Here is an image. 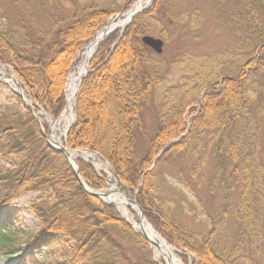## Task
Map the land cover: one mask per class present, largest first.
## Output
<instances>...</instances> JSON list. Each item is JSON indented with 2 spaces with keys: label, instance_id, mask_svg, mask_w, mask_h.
I'll return each instance as SVG.
<instances>
[{
  "label": "trees",
  "instance_id": "trees-1",
  "mask_svg": "<svg viewBox=\"0 0 264 264\" xmlns=\"http://www.w3.org/2000/svg\"><path fill=\"white\" fill-rule=\"evenodd\" d=\"M134 1L124 0L122 10ZM166 3L154 0L121 35L116 31L98 46L90 72L79 86L76 121L65 146L95 152L108 163L126 190L136 194L146 220L169 244L192 254V264H239L241 246H256L264 262V0H245L243 5L234 0H211L218 24L231 28L235 50L189 66L188 70L197 72H187V82L192 85L181 90L166 110L148 140L144 157L136 160L135 144L144 130L143 112L152 104L163 79L162 64L139 38L164 35L166 19L172 13ZM12 6L25 38L0 29V63L12 70L30 100L57 118L64 105L66 77L77 55L117 11L90 7L70 25L47 32L29 23L35 20L34 11L43 6L40 0H12ZM208 63L218 66L212 76H206ZM231 130L223 160L231 170L230 182L224 184L233 206H227L230 213L225 211L222 216L232 215L240 235H233V245L227 248L230 238L214 228L199 236L171 221L156 207L152 189L155 168L177 156L190 155L192 145L200 143L205 133L222 136ZM0 161L9 164L0 166V252L11 249L16 241L11 228L21 223L12 201L26 193H39L43 196L29 204V213L40 226L33 238L34 252L44 250L66 264H156L145 240L133 233L113 206L80 187L63 156L49 147L30 112L18 105L0 108ZM78 172L90 188H105L104 177H97L87 164L78 162ZM116 235L145 257L134 261ZM181 259L188 264L187 258Z\"/></svg>",
  "mask_w": 264,
  "mask_h": 264
},
{
  "label": "rangeland",
  "instance_id": "rangeland-1",
  "mask_svg": "<svg viewBox=\"0 0 264 264\" xmlns=\"http://www.w3.org/2000/svg\"><path fill=\"white\" fill-rule=\"evenodd\" d=\"M234 1L245 4V0ZM210 2L211 0H167L166 4L172 13L166 19L165 33L161 37L151 35L163 41L166 35L169 36L163 54L159 57L153 56L163 66V79L156 89L152 104L143 112L144 130L138 135L135 144L136 160L144 157L148 140L162 121L166 110L175 102L181 90L192 85L187 82L190 81L187 72L191 75H196L197 72L188 70L189 66L203 58L235 50L231 28L218 24ZM229 3L232 7L233 1ZM229 3L227 7H230ZM40 4L43 6L34 11L35 20H30L29 23L35 28L40 27L50 32L52 28L62 29L75 19L82 18L90 7L117 11L108 24L116 15L122 13L124 0H40ZM197 18L199 21H196ZM0 29L10 34L16 33L17 38L24 41L22 28L14 16L12 0H0ZM0 66L7 75H12L8 67L1 63ZM206 67V76H212L218 70L214 63H208ZM15 98L18 96L0 80V108L18 105L24 109ZM41 119L48 126L45 119ZM57 131L59 134L61 130ZM232 132L233 130L222 136H209L205 133L201 136L200 143L192 145L190 155L177 156L155 168L152 189L156 207L171 221L199 236H204L214 228L225 239L230 238L227 248L233 245V235H240L232 215L228 214L226 218L222 216L225 211L230 213L227 206H233V199L226 197L224 184L230 182L228 177L231 170H227L223 160V151ZM219 142L222 143V150L218 148ZM0 166L9 167L8 163L1 161ZM41 196L43 194H23L12 201V210L20 213L21 223L11 228L16 241L10 250L0 252V264H66L63 259L51 258L44 250L34 252L32 249L33 238L39 232L40 226L29 214V204ZM116 237L134 261L145 257L142 251L129 247L120 236ZM149 253L150 259L155 262L150 250ZM238 254L241 256L237 260L239 264H264L259 259L256 246H241ZM186 255L190 261L193 260L191 255Z\"/></svg>",
  "mask_w": 264,
  "mask_h": 264
},
{
  "label": "bare ground",
  "instance_id": "bare-ground-1",
  "mask_svg": "<svg viewBox=\"0 0 264 264\" xmlns=\"http://www.w3.org/2000/svg\"><path fill=\"white\" fill-rule=\"evenodd\" d=\"M150 2L151 0H136L126 12L120 14L115 19H112L100 32L97 33L96 37L85 46L84 50L78 56L73 70L70 71L67 76L64 91V103H66V106L62 116L57 122H53L51 117L44 111L40 110L38 112V117L44 118L48 124L49 141L52 146L57 148L62 146L64 133L73 119L72 109L79 82L86 73L88 64L94 56L99 43L110 31L116 29L123 30L132 18L148 6ZM0 80L3 84L10 87L14 94L20 95L21 97L24 96V92L19 89L16 80L13 76H8L2 66H0ZM57 129L61 130L59 134L57 133ZM65 154L72 165H74L77 160H81L89 164L96 173L106 174L107 189L98 193V195L101 198L106 195V197L102 198V200L107 203H112L117 208L121 216L131 224L133 230L142 234L147 239L156 260L162 259L163 264H182L180 259L176 256L178 250L168 245L145 219L139 218L137 208L134 205H131L125 195L121 193L118 182L110 172L107 164H105L96 154L88 151L67 150ZM128 208L137 214L138 220H136L134 216L129 213Z\"/></svg>",
  "mask_w": 264,
  "mask_h": 264
},
{
  "label": "water",
  "instance_id": "water-1",
  "mask_svg": "<svg viewBox=\"0 0 264 264\" xmlns=\"http://www.w3.org/2000/svg\"><path fill=\"white\" fill-rule=\"evenodd\" d=\"M118 16H119V15H118ZM113 31H114V30L110 31L107 35L111 34ZM107 35H106V36H107ZM139 42H140L143 46H145V47H147L148 49H150L155 55H158V56L162 55V53H163V47H164V42H163L161 39L154 38V37H152V36L146 35V36H142V37L139 39ZM18 87H19V86H18ZM25 107H26L29 111L33 112V108H32L30 105L25 104ZM34 116H35V114H34ZM74 117H75V115H74ZM35 118H36V117H35ZM74 123H75V122H74ZM74 123H73L72 125H74ZM45 138H46V140L49 142V140H48V135H47V136L45 135ZM53 148H54V147H53ZM54 149L57 150L58 152L62 153L64 157L66 156V155H65V151H66L65 148H54ZM68 164H69L70 168L72 169L73 173L75 174V176H76V178H77V180H78L80 186H81L84 190H86V192H87L88 194H90L91 196H93V197H95V198H98L99 200L103 201L102 198H105L106 195L102 196V198H101V197L98 195L97 192H92V191H89L88 189H86V186L84 185L83 181H82V180L80 179V177L78 176V167H77V164H75V167H73L72 165H70V163H68ZM127 200H128L132 205H134V206L137 208V210H138V212H139V215H140L139 217H141L142 219H144L143 212H142V210L140 209V207L137 206V204L135 203V201H134V200H129L128 198H127Z\"/></svg>",
  "mask_w": 264,
  "mask_h": 264
}]
</instances>
